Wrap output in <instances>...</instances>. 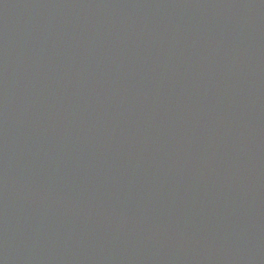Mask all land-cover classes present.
Returning <instances> with one entry per match:
<instances>
[{"label": "water", "instance_id": "1", "mask_svg": "<svg viewBox=\"0 0 264 264\" xmlns=\"http://www.w3.org/2000/svg\"><path fill=\"white\" fill-rule=\"evenodd\" d=\"M0 264H264V0H0Z\"/></svg>", "mask_w": 264, "mask_h": 264}]
</instances>
